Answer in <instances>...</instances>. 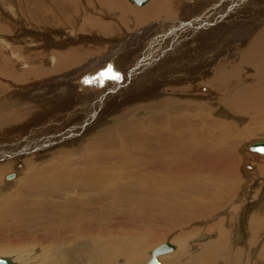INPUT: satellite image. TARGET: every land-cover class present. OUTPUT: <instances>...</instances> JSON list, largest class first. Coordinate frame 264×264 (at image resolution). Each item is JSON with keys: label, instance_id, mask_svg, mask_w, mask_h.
Returning <instances> with one entry per match:
<instances>
[{"label": "bare ground", "instance_id": "obj_1", "mask_svg": "<svg viewBox=\"0 0 264 264\" xmlns=\"http://www.w3.org/2000/svg\"><path fill=\"white\" fill-rule=\"evenodd\" d=\"M30 1L31 3L32 1L36 3H32L33 7L30 8L29 11H34V13L39 16L40 14L43 15L42 18H44V24L46 26L45 29H50V31L48 30L50 35H54L55 33L60 35L61 32L64 33V30L66 31L67 29L70 33H76L77 31L90 32L97 29L103 35H111L117 31L115 23L104 22L106 17L103 18L98 16V14L94 16L92 12L89 14L84 12L85 18L83 21H85L86 25L83 28L80 24V20H78L81 19L79 16H81L82 11L76 0H46L47 4L45 5L39 4L37 0ZM100 1L101 6H103L101 9L108 13H114L118 18L117 23L128 27L130 24H134L136 28L145 29L143 31L144 33L145 31L147 33L149 31L156 33L153 37L157 39L156 41H159L158 39L161 38L160 33L157 32H160L163 27L164 29L169 28L168 25L165 26L162 21H168L173 18L174 12L172 10V5L176 3V1L178 3V9L180 10L179 15L182 12L181 0H146L144 3L140 4L132 0V2L139 7L147 5L145 9L139 11L129 8L125 0ZM229 1L230 0H228L227 3ZM208 2L211 1L208 0ZM28 5H30V2ZM24 7L26 9V6ZM169 26H171V24ZM0 30H2L1 27ZM139 33L142 32L140 31ZM257 33L258 35L254 37L251 34L252 37L247 39L249 42L245 47L246 49L242 52L237 49V44L235 43L232 49L230 48L232 52H228L230 55L224 50L217 49L218 46L210 42H204V40L201 39L200 45L202 47L201 49L199 48L200 50L198 49V53L202 54L208 51L205 58H203V56L197 58L199 55H193L191 52H187L186 55L181 56V58H177V60L166 64V67L158 68V71L154 74L155 78L158 80L156 84H153L152 80V84H150L151 81L149 84L146 83L149 80L148 76H145L143 79L141 78L138 83L141 84L139 88L143 90L141 89L142 92L138 94L139 96L141 94L146 95L145 93H147V90L149 88L151 89V87V90H154V92L166 87L167 92H170V94L174 96L172 98L170 97L165 102H161L162 104L164 103L165 109L161 110L160 108L161 111L157 109V111L151 112L154 115L151 117L150 113L149 118L145 117L147 118L146 120L142 118L143 121L140 117L139 120H127L128 116L125 115V117L121 118V122L118 123L119 125L117 124L115 127H109L100 132L96 131L97 134L95 133V136L91 139V143H88L90 145L86 146L88 144H83L85 146L82 148L87 147V153H85L86 158L80 159L82 162H79L77 165L74 163L70 164V161H72L70 158L75 154L67 152L56 161L52 160L49 165L39 164V168L38 166L33 167L37 168L36 171L34 169V172H26L27 177L23 180L24 182L22 185H20V187L18 186V189V183L13 185L15 186L13 189L16 188L15 193H11V195H14V198L10 197L9 200H6L4 203L5 215L0 220V235L4 236V233L9 230L6 229V227H8V225L10 226L11 223L12 228L22 232L20 235L24 233L29 234L33 236L34 240L38 241L39 232H37L36 229L42 227L41 230L44 232L40 233V237L45 241L50 240L52 242H58V245L70 244V248H65L67 252L75 250V247L83 242L90 251L86 252V254L84 253L87 258L78 257V259H76L77 261L81 262V258H83L91 259L88 264H109L114 261V259L120 257L119 255H126L131 259L128 260L127 258L125 263L143 264L145 256L142 249L149 244L153 245L163 236L158 237L159 234L156 233L158 234L157 237H155V234L154 236L152 235V238L146 236L142 238L139 231H149L150 233H148L152 234V229L164 222H167L172 228H181L192 222L201 221L208 217L210 218L216 211H220L219 209L223 208L226 202L230 201L233 196H236V189H238L240 178L238 177V173H236L238 172L236 170L237 168L235 169V165H231L232 163H230L231 166H229L232 168L226 169L224 174L221 171L223 168L219 170V167H222L223 163H226V161L228 163L229 161H234L236 159V149L239 148L245 140L257 133V130L255 127L253 129L252 125H248L246 128L240 126L238 124L239 120L245 116L250 117L252 119L251 122L256 121L258 124H264V30ZM57 34V38H55L54 35L51 39L54 41L53 46L58 47V50L49 51L50 55L48 54L47 56L51 58V63L54 67L52 66L50 70L44 68L37 69L45 73L56 74L57 72L65 71L70 68L73 70L75 68L82 70L88 67L87 69L85 68L88 72H84L88 75L90 74L89 77L92 78L95 71H97L98 74L99 69L95 67L100 64L98 63L99 61H97V65H95L96 63L94 64L95 67H93V64L90 62L92 60L96 61L95 58L98 56L95 57V55L101 52V50L89 45H86V49L81 44L75 45L77 42L75 41L76 39H72V37H74L73 34L70 38L71 41L67 44V49L64 46L65 48L61 50L60 46L63 47L66 43L64 40L60 41ZM163 34L165 35V33ZM247 35L249 36L250 33ZM236 37L238 36L236 35ZM72 40L74 42H72ZM133 42L135 43L136 41ZM215 42L216 44H221V42ZM126 47L127 49L126 51L124 50V52L118 49L119 53L115 51V56L111 58L113 63L117 61L118 64L119 61L120 63H124L126 60L124 57L129 54L127 50L130 45L127 44ZM194 53L196 54V52ZM233 54L235 56L239 55L238 61H236L238 59L237 57L235 61H232V57L230 56ZM225 55H227V57H225ZM104 56L107 57V55ZM7 58L4 60L2 59V66L5 68L0 66V69L1 72L6 71V75L10 78L13 72L9 71V67L14 65ZM99 58L100 57L97 59ZM33 59L34 60H31V64L34 66L37 63L34 64L35 57ZM209 60H211V65L216 68L214 72H209L206 67V65L209 64ZM84 62L87 63L83 64ZM125 62L127 65L132 63V61L128 60ZM80 65L83 68H80ZM111 66L110 64V67ZM115 66L114 68L117 69L118 66ZM26 67L27 63L24 61L21 68L25 69ZM29 69L30 70L23 71L19 76L21 80L24 78L26 79L29 75L33 76V70L35 69L33 67ZM132 71L135 70L133 69ZM123 72L119 74V80L114 82L118 84H113V86L119 87L122 85L121 79L125 74ZM86 73L83 74L88 76ZM173 73L174 75L171 76ZM73 74L77 79H82V74V76L78 75L79 73L76 75L75 73ZM133 74V72H130L127 77L132 78ZM165 77L167 78L163 80ZM71 78H73V76L70 77V79ZM125 79L126 77L123 78V80ZM197 86L201 88L204 86L212 88V91L205 88L201 89V93L210 92V100L204 95L203 97L205 98L199 97L206 101L212 100L214 102H212L213 105L216 106L214 108L217 109V113H223L228 118L227 121L217 118L212 119L207 115V108L210 107L209 105H212V103L200 102L196 105L189 106L185 104V101H182L183 99H175L177 95L180 98H186L189 91L192 92L193 88ZM70 88L69 86L59 90L66 94L67 97H70L74 94L73 87ZM135 91H137V88ZM163 92L167 95L165 89ZM54 94L53 97H57L58 94H60L59 99H57L59 101L55 100L56 102L54 101L52 104L53 106L51 107L50 105V108L45 104L38 105L37 108L25 113L27 118L31 114L34 115L35 112L49 111L56 106L61 107L69 103L65 102V98H63L61 92L57 93L56 91ZM79 99L81 98L72 100L71 102L75 104ZM86 100L87 99L82 101L83 105L79 106V108L76 107L77 105H75L76 108L73 106L74 108L71 112L74 110L76 112L86 110V112L84 111L85 113L82 114H90L93 110H98V107H88L89 105L87 106L85 103L88 102ZM143 100L145 101V99ZM157 100L158 102L160 101L159 98ZM98 103L99 106H102L101 104L106 102L103 99L101 101L99 100ZM182 103H184L183 106L181 105ZM200 111L205 115L203 114V116H201L197 113ZM25 115L19 114L9 119L7 121V125L9 126L7 132L13 133L16 129H24L25 127L23 126L26 124L23 123V126L16 125L26 120L24 118ZM49 120L46 121L48 122ZM70 120L71 119L63 120L60 124L69 122ZM47 126L49 127V125ZM261 130L258 131L263 133V128H261ZM27 136L29 137L30 135L27 134L24 139L22 136L14 139L12 143H4L3 146L0 145V156H6L9 152L13 153L14 151L16 152V150L18 151L19 146H23L24 148L27 146V149H29L34 141L26 143ZM238 136L241 139L240 141H237ZM1 141H3L2 137L0 139V142ZM28 141H30V139ZM32 149L34 148L32 147ZM249 151L264 154V152L252 151L250 149ZM42 160L44 161H42V163H45L46 158L43 157ZM48 161H46V163ZM30 162L31 159L28 162L29 165ZM9 165L10 164L7 163L0 168V176L10 171ZM43 175H47L48 177L42 178L41 176ZM204 185L213 192L211 197L203 193ZM195 193L200 197V202H194L186 207L185 203L178 204V200L176 201L178 198L184 199L187 195ZM74 194L76 197L73 196ZM16 197H20V199L16 200ZM167 197H172V199L166 200ZM60 198H64V200ZM159 198L165 199L166 201L161 202ZM234 199H236V197ZM123 220L124 222H120ZM114 226L132 228L133 232H127L123 236L118 237H116L117 235L115 233L116 238L113 240L111 239L110 242L118 243L119 249L116 250L114 248V251H109V246H106V244L104 245V243L101 244V240H99L96 235H102L106 239L109 237V235L106 234H108ZM219 226L222 228L221 224ZM217 232H219V239L208 244L204 248V251L200 253L199 256L192 259L189 264H220L217 261V256H219L218 251L220 247L228 242L229 238L224 231L219 230ZM184 243L186 242L183 239L181 242L179 241L178 244L180 247L178 246V249L182 250ZM98 244H101L102 247L97 248ZM169 244L172 245L173 248L157 256L159 264L162 262L159 260L160 257L176 251L175 245ZM182 256L183 252H180L174 258H181ZM17 257L18 258L13 261L17 264H26L25 261H21L22 256ZM174 258L163 261V264H172ZM66 259L69 262L71 261L68 257ZM63 263H66V261H63L62 264Z\"/></svg>", "mask_w": 264, "mask_h": 264}, {"label": "rangeland", "instance_id": "obj_2", "mask_svg": "<svg viewBox=\"0 0 264 264\" xmlns=\"http://www.w3.org/2000/svg\"><path fill=\"white\" fill-rule=\"evenodd\" d=\"M37 1L39 2V4H47L46 0ZM76 1L78 2L79 8L82 11L81 16H79L81 17V19L78 20H80V24L81 26H83V28L86 25L85 21H83L85 18V13L89 14L90 12H92L94 16L98 14V16H101L103 18L106 17L107 19L105 18L104 22L115 23L117 28L116 33L111 35H103L97 29H95L90 32L77 31L76 34L70 33V31H68L67 29L66 31L64 30V33L61 32L60 35H58L57 33L54 34L55 36L50 35V33H48L50 29H45V20L44 18H42L43 15L40 14V16L42 15L40 17L38 14H35L34 11H29V9L33 7V4L36 3L35 1H32V4L30 0H0V27L2 28V30H0V66L3 65L2 59L4 60L7 57V59L14 65L12 67H9V71L13 72L10 78L6 75V71L1 72L0 69V139L1 137L3 139V141L0 142V145L3 146L4 143H12L14 139L20 138L22 136L24 139L27 134L30 136L26 137V143H31L34 141L29 149H27V146L25 148L23 146H19L18 151L16 150V152L14 151L13 153L9 152V154L6 156H0V168L8 163L10 164V171L8 173H15V177L13 179L6 178V175L8 173L0 176V220L5 215V209L3 207L4 203L6 202V200L8 201L10 197L14 198V195H11L12 192L15 193L16 191V188L13 189V187H15L13 185H16L18 183V189V186L20 187V185H22V183L24 182L23 180L27 177L26 174L34 172V169L36 171L37 168L33 167L38 166L39 168V164L49 165L52 160L56 161L59 157L61 158L62 155L67 152L75 154L72 158H70V160H72L70 161V164L74 163L77 165L79 162H82V160L80 159L86 158L85 153H87V147H82H84L88 143H91V139L95 136V133L97 134V132L103 131L104 129H107L109 127H115V125L121 122V118L125 117V115L128 116L127 120H139L140 117V119L143 121V119L146 120L147 118H149L151 112L157 111V109L160 110V108L161 110L165 109L163 105L164 103L162 104L161 102H165L167 99L174 96H172L170 92H167L166 87L155 92L154 90H151V87V89L149 88L147 90V93H145L146 95L141 94L139 96L138 94L143 90L142 88H139L141 84L138 83L141 78L143 79L145 76H148L149 80L146 83L149 84V82L152 80L153 84H156V81L158 80L155 78L154 74L156 73V71H158V68L166 67V64L177 60V58H181V56L186 55L187 52H191L193 55H199V57L197 58H200L202 56L203 58H205L208 51L205 50L206 52L202 54L198 53V49H201L202 47L200 45L201 39H203L204 42H210L213 45L218 46L217 49L224 50L228 55H230V53L228 52L231 51L232 46L235 43L237 44V49L242 52L246 49L245 47L249 42L247 39L249 37H252V35L253 37L258 35L257 32L264 30V0H230L228 3V0H209L211 2H208V0H181L182 7H180L182 8V12L180 15V10L178 9V3L176 1V3L172 5V10L174 12L173 18L168 21H162V23L165 26L168 25L170 29H164L163 27L162 29L164 30L161 29L160 32H157L161 35V38L158 39L159 41H156L157 39L153 38L156 33H152L150 31L148 33L145 31L144 33L143 31L145 29L142 30L141 28H136L134 27V24H130L128 27L126 25L124 26L117 23L118 18L114 13H108L101 9L103 6H101L100 0ZM125 1L127 3V6H129V8H131L132 10L139 11L147 7V5L139 7L137 4L133 3L132 0ZM29 2L31 6L28 5ZM24 6H26V9ZM33 20L34 22H36L34 23ZM170 24L171 26H169ZM140 31L142 33H139ZM163 33H165V35ZM249 33L250 35H252L248 36L247 34ZM56 34L59 36L60 41L64 40L66 43H61L65 44L63 45V47L60 46L61 50H63L65 47L67 49V44H69V42L71 41L70 38L73 35L74 37H72V39H76L75 41L77 42V44L75 45L81 44L85 49L86 45H89L93 48L101 50V52L95 55V57L98 56L100 58L97 59L98 57H96V61L92 60L90 63L93 64V67L100 63L98 64L100 68L98 66H96L95 68L102 70H98V74L97 71H95L93 76L94 78H91L89 77L90 74L88 75L86 73L88 72V70H86L88 67H85L86 69L84 68L82 70H79V68H75L74 70L70 68L68 70H65L67 72L60 71L56 74L45 73L42 70L37 69L44 68L46 70H50L52 66L54 67V65H52L51 63V58H48L47 56L49 54V51L58 50V47L53 46L54 41L53 39H51L52 36L57 38ZM236 35L238 37H236ZM73 40L72 42H74ZM133 41L136 42L134 43ZM215 41H217V43L221 42V44H216ZM126 43L130 45V50H127L129 54L124 58L128 61H132V63H130V65H127V63L125 62L126 60L124 61V63H120V61L119 64L118 61L113 63V60L111 58L115 56V51L116 53H119L118 50L123 52L124 50L126 51ZM238 46L240 49L238 48ZM193 51L196 52V54ZM104 55H107V57ZM34 57V64L37 63L34 65L36 67L31 64V60H34ZM225 57H227V55H225ZM230 57H232V61H235L236 57L238 58L236 61L239 60V55L235 56L233 54ZM24 61L27 63V67L25 69H22L21 67L23 66ZM97 61L99 62L97 63ZM85 63L87 62H84L83 64ZM110 64L112 65L111 67ZM81 65L80 68L82 67ZM115 65L118 66L117 69L114 68ZM31 66L35 69L33 70V76L29 75L28 77H26V79L24 78L21 80L19 76L23 73V71L30 70L29 68H32ZM206 67L209 72H214L216 70V68L211 65V60H209V64L206 65ZM109 68H112L113 72L109 73L108 75L119 76V74L124 71L123 73L125 74L123 75V78L126 77V79H121L122 85H120L119 87L115 85L113 86V84H118L114 82H117L119 79H109L107 76L102 75L103 73H106V70ZM133 69L135 71H132ZM130 72L134 73L132 78L127 77ZM73 73H75V75L78 73V75L82 74L86 78L81 75L82 79H77L76 76L74 77ZM83 73H86L88 76ZM173 75L174 73L171 76ZM72 76L73 78L70 79V77ZM167 77L163 78V80H165ZM89 81L91 82L89 83ZM152 81L150 82V84H152ZM69 86L71 88L73 87L72 89H74V94L70 97H67L66 94H64L59 89ZM135 87L137 88V91H135ZM203 88L212 91V88L210 87L204 86L201 88L200 86H197L193 88V93L189 91V94L186 98H180L177 95V98L175 99H183L182 101H185V104L189 106L196 105L200 102L212 103V100L206 101L200 98H205L203 97L204 95L207 96L209 100L211 99L210 92L201 93V89ZM164 89L167 92V95L164 94ZM56 91L57 93L61 92L63 98H65V102L69 103L61 107L56 106L49 111H39L38 113L35 112L34 115L31 114L27 118L25 113L37 108L38 105L45 104L47 105V107L49 106L48 108H50V105L52 107L54 101L59 99L60 96V94H58L57 97H53ZM78 98L81 99H79L75 104L71 102L72 100H77ZM158 98L160 100L159 102L157 100ZM85 99H87L86 101H88L85 102L87 106L89 105L88 107H98V110L95 109L90 112V114H82L85 113L86 110H81L78 112L74 110L73 112H71L75 105H77L76 107L78 108L79 106L83 105L82 101H85ZM103 99L106 103H103L101 104L102 106H99V100L101 101ZM143 99H145V101ZM79 102H81L82 104ZM183 104L184 103H182L181 105L183 106ZM212 105H209L210 107L207 108V115L212 119L217 118L227 121L228 118L223 113H217V109L214 108L216 106ZM197 113L201 116H203L204 114L201 111ZM19 114L25 115L24 118L26 119V122H21V124H17L16 126L22 125L24 123L26 125L22 126L25 127V130L16 129L15 131H13V133H8L7 131L9 130V126L7 125V121L14 118L15 116H18ZM153 115L154 114L151 113V117ZM45 119L49 121L47 122ZM66 119L71 120L69 122L60 124V122H63V120ZM251 121L252 119L250 117L244 116V118H241L239 120L238 124L243 128L248 127V125H252L253 129L255 127V129L257 130V133L249 139L245 140L242 145L236 149L237 153L236 159L234 161H229V163L226 161V163H223L222 167H219V170L223 168V170H221L223 174L226 169L232 168L229 167L231 165H235V169L237 168L236 170L238 172L236 173H238L240 183L238 185V189H236V196H233L231 200L228 201L229 203L226 202L224 207L219 209L220 211H216V213L213 216H210V218L208 217L201 221L192 222L187 226H182L181 228H172V226H170L167 222H164L159 224L158 226H155V228L151 231L152 234H149V231H139V233L142 235V238H145V236L152 238V235L154 236L156 233H158L159 235L156 234L155 237H157V235L158 237L163 236L157 242H153V245L149 244L144 248L142 247V251L145 256V261L143 264H146V262H148L152 258L151 252L157 246L163 243H171L175 245L176 251L160 257L159 260L160 262L162 261L161 264H163V261L167 259H173L180 252H183V256L181 258L176 257L177 259L174 258L172 264H189L192 259L199 256L200 253L204 251V248L208 244L213 243L214 241H217L219 239V232H217L219 230L227 233L229 239L228 242L224 246L220 247L218 251V263L264 264V154L249 151V144L251 142L264 141V132L261 133V128H263L264 130V124H258L256 121ZM47 125H49V127ZM258 130L261 131L259 132ZM28 138L30 139V141H28ZM240 140L241 139L238 136L237 141ZM89 145L90 144L86 146ZM32 147L34 149H32ZM82 150L84 153L82 152ZM43 157L46 158V161H49L47 163L46 161L45 163H42ZM30 159L31 162L29 165L28 162ZM230 163L232 164L230 165ZM33 164L36 166H34ZM41 177L47 178L48 176L43 175ZM205 186L206 185H204L203 187V193L211 197L213 192ZM73 196L76 197L75 194ZM235 197L236 199H234ZM18 199H20V197L16 200ZM170 199H172V197H167L166 200ZM62 200H64V198ZM159 200L161 202L166 201L162 198H159ZM176 201L178 204L185 203V206L187 207V205L193 204L194 202H200V197L195 193L187 195L184 199L178 198L176 199ZM120 222H124V220ZM220 224L222 225V228H220ZM117 227L118 226H114L112 230L108 234H106L109 235V237L106 239L102 235H96L97 238L101 240V244L104 243V245L106 244V246H109V251L119 249V244L111 243V239L113 240L118 236H123L127 232H133L132 228ZM6 229L9 230L4 233V236L0 235V256L9 257L12 260L18 258L17 256H22L21 261H25L26 264H62L63 261H66V263L63 264H88L91 261V259H83L87 258L85 254L86 252L90 251L88 247L86 248L83 242L77 245V247H75V250L67 252L65 248H70V244L58 245V242L43 240L40 237V233L44 232L43 230H41L42 227L39 228L40 230L36 229L37 232H39V239L37 238L38 241L34 240L33 236H30L29 234L24 233L23 235H20V233L22 232L12 228L11 223L10 226L8 225V227H6ZM115 233L117 236L115 235ZM182 239L185 240L186 243H184V246L181 250L178 249V242H181ZM101 244H98L97 248L102 247ZM119 256L120 257L114 259V261L110 262L109 264H129L127 262L125 263V260L127 258L128 260L131 258L126 255ZM65 257H68V259L71 261H67ZM78 257H83L81 258V262L76 260L78 259Z\"/></svg>", "mask_w": 264, "mask_h": 264}, {"label": "water", "instance_id": "obj_3", "mask_svg": "<svg viewBox=\"0 0 264 264\" xmlns=\"http://www.w3.org/2000/svg\"><path fill=\"white\" fill-rule=\"evenodd\" d=\"M134 1L140 4V3H144L146 0H134ZM249 149L252 151L264 152V141L251 142L249 144ZM14 176H15V173L10 172L6 175V178L11 179ZM172 248H173V246L170 245L169 243H163V244L157 246L151 253L152 258L148 262H146V264H159L157 256L160 253L168 251ZM0 264H17V263L9 257L0 256Z\"/></svg>", "mask_w": 264, "mask_h": 264}, {"label": "snow or ice", "instance_id": "obj_4", "mask_svg": "<svg viewBox=\"0 0 264 264\" xmlns=\"http://www.w3.org/2000/svg\"><path fill=\"white\" fill-rule=\"evenodd\" d=\"M112 72V69L111 68H109L108 70H107V72L106 73H103L102 75L103 76H107L109 79H118L119 77L118 76H114V75H108L109 73H111ZM91 81H89V83H90Z\"/></svg>", "mask_w": 264, "mask_h": 264}]
</instances>
